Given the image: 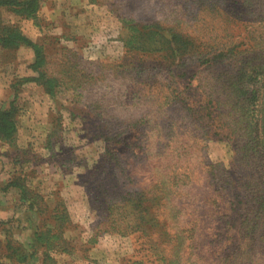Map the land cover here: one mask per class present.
Instances as JSON below:
<instances>
[{"label": "rangeland", "instance_id": "obj_1", "mask_svg": "<svg viewBox=\"0 0 264 264\" xmlns=\"http://www.w3.org/2000/svg\"><path fill=\"white\" fill-rule=\"evenodd\" d=\"M110 10L89 47L39 65L46 122L0 131L20 185L0 264L28 247L31 264H264V0Z\"/></svg>", "mask_w": 264, "mask_h": 264}, {"label": "crops", "instance_id": "obj_2", "mask_svg": "<svg viewBox=\"0 0 264 264\" xmlns=\"http://www.w3.org/2000/svg\"><path fill=\"white\" fill-rule=\"evenodd\" d=\"M112 1L39 0V7L33 15L5 7L6 22L19 26L20 31L41 48L44 63H57L63 51L89 47V36L102 25L103 17L111 16ZM35 58L32 45L0 40V108L13 102L19 111L22 110L18 116L17 134L20 135L26 128L42 126L46 122L42 113L49 109L48 98L51 95L38 78ZM31 110H36V115ZM18 174L19 171L12 167L0 168V176L6 177L2 181L5 190L0 201V216L7 217L13 213L10 197L20 191V185L12 181ZM0 231L3 232L2 228ZM27 250L31 252L27 253L28 257L33 258H27L22 264H31L40 256L44 258L42 250L30 247Z\"/></svg>", "mask_w": 264, "mask_h": 264}, {"label": "trees", "instance_id": "obj_3", "mask_svg": "<svg viewBox=\"0 0 264 264\" xmlns=\"http://www.w3.org/2000/svg\"><path fill=\"white\" fill-rule=\"evenodd\" d=\"M0 5L2 6L8 5L15 8L19 12L26 13L27 15H33L35 14L37 8L39 7V0H7V1L0 0ZM24 9L27 11H24ZM3 27L6 30L0 31L1 41L20 43V44L24 43V44L32 45L34 47L36 54L34 66L38 69V73H39V65L42 62H44V56L41 48L33 44V42L26 35H24L17 26H12L8 24V25H3ZM38 78L40 79V76H38ZM48 80L49 79L42 81L45 85L46 90L49 93H52L47 85ZM18 111L19 109L17 105H15L13 102L0 108V131L6 133L10 132L15 135L18 125V121H17ZM15 184L17 183L15 182Z\"/></svg>", "mask_w": 264, "mask_h": 264}]
</instances>
